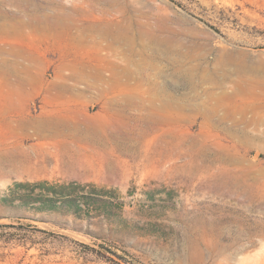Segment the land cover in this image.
Masks as SVG:
<instances>
[{
	"label": "rangeland",
	"instance_id": "374dc122",
	"mask_svg": "<svg viewBox=\"0 0 264 264\" xmlns=\"http://www.w3.org/2000/svg\"><path fill=\"white\" fill-rule=\"evenodd\" d=\"M63 1L69 6L74 3V0ZM119 1L122 9L109 11L111 6L106 0H87V23L116 22L122 19L119 11L125 8L137 24H144L142 30L150 31L136 49L155 59L166 73L157 81L182 99V122L173 129L175 133L181 130V138L174 140L169 153L161 147L144 148L142 152V148H133L136 159L127 154L123 157L133 167L127 166V174L114 182L79 178L70 173L0 179V198L16 182H48L58 189L61 185L75 184V190L122 201L123 217L137 226L122 241L97 219L92 220L93 224L80 223L70 216L35 214L0 202V264H227L225 256L242 246L246 249L237 252L236 264H264V151L258 149L264 142L243 136L240 129L246 125L234 128L233 121L224 118L222 108L216 116L199 111L200 97L212 85L200 84L203 71L194 70L198 63L210 64L217 56L232 55L231 69H241V74L249 78H263L264 0ZM155 34L169 40L177 52L184 50L180 59L184 77H177L173 54L157 44ZM53 42L43 44L44 66L39 68L49 85L66 73L64 64L77 53L85 59L94 57L100 64H105L107 59L120 65L126 63L121 45L118 55L101 45L98 56L90 48L94 43L85 42L81 48L70 45L71 49L67 50L65 44L57 47ZM156 46L160 53L155 58ZM230 81L226 82L228 86L233 85ZM152 82L137 79L136 84L150 87ZM78 86L84 88L83 83ZM6 90L1 85L0 94ZM97 94L93 91L86 99L75 98L77 105L88 114L99 112L108 97ZM55 97L54 93L35 94L27 102L28 113L41 115L54 105ZM228 104L233 108V104ZM247 140L253 145L250 148L244 146ZM177 142L179 146L174 145ZM218 152L229 153L235 162L227 165L218 161ZM243 170L249 171L257 181L240 178ZM47 193L46 187L37 186L13 192L15 198ZM222 247L227 250L221 251Z\"/></svg>",
	"mask_w": 264,
	"mask_h": 264
},
{
	"label": "bare ground",
	"instance_id": "6f19581e",
	"mask_svg": "<svg viewBox=\"0 0 264 264\" xmlns=\"http://www.w3.org/2000/svg\"><path fill=\"white\" fill-rule=\"evenodd\" d=\"M106 2L111 6L109 11L120 7L119 0ZM86 3L87 0H74L69 6L63 0L0 2V78L3 81L0 87L7 88L0 94V179L70 173L79 178L114 182L124 176L127 166H131L129 169L133 167L123 158L127 154L136 159L133 148H142V152L144 148L161 147L169 153L174 140L181 138V130L175 133L173 129L180 127L182 122V99L172 95L167 86L157 81L166 73L155 59L151 57L152 61L150 55L136 49L150 31L142 30L144 24H137L129 9L125 8L119 11L121 20L88 24ZM155 40L164 46L165 52L173 54L176 75L184 77L180 60L184 50L177 52L169 40L165 41L157 34ZM52 41L57 47L65 44L67 50L71 49L70 45L78 48L85 42L88 45L94 43L90 48L93 47L95 52L103 46L117 55L121 45L126 63L120 65L107 59L105 64H100V60L98 63L94 57L85 59L72 50L74 53H70L74 58L64 64L66 73L49 85L39 68L44 66L43 44ZM157 48L153 52L155 58L160 53ZM96 54L99 56L100 53ZM124 57L122 61L125 62ZM232 61V55H226L215 57L210 64L195 65L194 70L203 71L200 84L210 82L212 85L200 97L198 109L203 115L216 116L222 108L224 118L231 119L234 128H240L239 124L248 126L240 129L243 136L264 142V77H246L241 74V69H231ZM137 79L153 82L150 87H145L140 83L137 85ZM230 79L232 86L226 83ZM79 83H83L84 88H79ZM93 91L108 98L102 109L92 115L77 105L75 98L86 99ZM40 92L54 93L55 103L41 115L34 116L28 113L27 102ZM225 101L233 104V108ZM248 141L244 142L246 148L253 146ZM258 149L264 151V145H259ZM218 153V161L227 165L235 162L229 153ZM241 173L240 178L245 181H257L251 178L249 171ZM244 249L246 246L227 254V264H236L237 252Z\"/></svg>",
	"mask_w": 264,
	"mask_h": 264
},
{
	"label": "trees",
	"instance_id": "16d2710c",
	"mask_svg": "<svg viewBox=\"0 0 264 264\" xmlns=\"http://www.w3.org/2000/svg\"><path fill=\"white\" fill-rule=\"evenodd\" d=\"M47 188L49 193L35 197L15 198L13 192L18 189L32 187ZM75 184L61 185L59 187L49 185L48 182L28 183L16 182L9 188L6 196L0 198V202L9 208L33 211L35 214H48L56 216H70L76 222H91L97 219L103 226L108 225L109 233L117 240H122L126 234L136 231L137 226L132 225L123 217V202L96 193L75 190ZM81 191V192H80ZM27 218V217H24ZM35 218V217H33ZM12 227L13 225H5ZM103 233V227H101ZM113 237V238H114Z\"/></svg>",
	"mask_w": 264,
	"mask_h": 264
}]
</instances>
